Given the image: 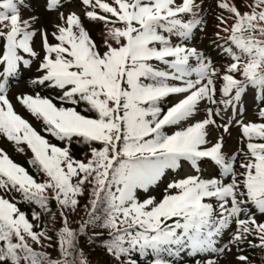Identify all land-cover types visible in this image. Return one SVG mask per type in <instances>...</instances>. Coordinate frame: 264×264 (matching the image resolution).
I'll return each instance as SVG.
<instances>
[{"label": "snow or ice", "instance_id": "obj_1", "mask_svg": "<svg viewBox=\"0 0 264 264\" xmlns=\"http://www.w3.org/2000/svg\"><path fill=\"white\" fill-rule=\"evenodd\" d=\"M82 3L91 9L86 12L90 20L112 25L103 39L104 50L76 13H62L63 24L52 33L56 43L49 41L46 31L41 32L45 55L40 68L44 74L35 81L60 89L62 95L57 99L61 105L72 106H57L39 94L17 99L43 122L44 132L57 140L69 145L73 140L99 142L102 147L92 148L87 162L75 160L68 147L51 143L15 111L5 84L0 83V134L26 145L33 153L31 164L47 178L38 182L0 149V187L16 189L42 208L51 191L62 209H75L79 204L76 197L84 194L85 183L91 184L89 220L82 222L80 232L87 224L100 221V227L110 230L112 239L106 250L118 264L133 253L147 258V264H172L171 258L185 249L193 256L224 253L225 248L216 246L217 238L233 222L237 228L230 242L257 235L259 246L264 247V223H258L249 212V207H255L264 214V122L238 121L248 141L247 152L240 150L245 157L239 163L241 172L236 168L240 153L227 156L222 136L208 146L209 126L228 132L230 122L217 124L216 117L239 102L249 86L258 89L259 99L264 101V0H252L245 12L228 0L218 5L232 14L233 23L223 30L230 32L228 41L239 50L225 49L233 62L222 75L197 49L171 41L172 36L187 39L201 23L196 0ZM48 6L59 8L61 0H49ZM183 14H191L193 19L185 22ZM220 22L228 23L224 17ZM36 34L32 22L22 18L18 0H0V41L6 42V52L0 56V65H6L4 76H11L21 62L31 63L21 50L38 56L33 48ZM193 59L195 65L190 62ZM218 76L224 81L226 99L216 98ZM172 95L181 98L164 110L161 103ZM201 102L223 108L208 107L203 120L183 126L199 111ZM81 104L83 111L95 115L83 114L78 110ZM259 115L264 119V109ZM169 127L178 130L168 134L165 129ZM205 159L218 166L219 175L229 177L230 182L188 175L168 183L160 200L148 195L168 170L179 169L187 161L200 173V162ZM141 191L145 193L142 200ZM101 203L107 205L103 219L96 215ZM62 218L59 247L64 259L51 261L26 239L40 243L45 233L34 231L17 205L0 196V264H88L75 251L78 233L68 226L63 212ZM238 259L246 262L248 258ZM127 264L137 261L129 259ZM207 264L216 261L210 259Z\"/></svg>", "mask_w": 264, "mask_h": 264}, {"label": "trees", "instance_id": "obj_2", "mask_svg": "<svg viewBox=\"0 0 264 264\" xmlns=\"http://www.w3.org/2000/svg\"><path fill=\"white\" fill-rule=\"evenodd\" d=\"M32 2V5L27 3V5L23 4L25 0H18L20 3V8H22L20 11H27L29 9H45V1L46 0H38V3H36L35 0H30ZM113 1V0H109ZM245 4L243 5L244 10L247 9L248 1L244 0ZM39 4V5H38ZM27 6V7H26ZM78 8L82 9V23L85 27V29L90 33L91 37L96 41V43L101 47L103 46V39L105 36V33H102L104 30H106L105 23L102 21H96V20H90L86 12L88 10H91L88 8V6L82 5L78 6ZM100 14H104L102 10L96 9ZM110 15V14H105ZM81 16V15H80ZM53 19V16L50 14V12H43L41 14V20L43 24L46 26H49V22L51 23ZM191 20V19H190ZM204 21V19H202ZM220 24V22L215 23L212 26H207L204 30V42L205 49L208 50L211 45H208L209 41L212 43V46L218 45V41H214V31L219 30L217 28V25ZM109 27H112L111 24H108ZM115 26L122 27L121 24H117ZM224 30H220V33H222ZM100 32V34H99ZM226 35H224L222 42V46L226 44ZM180 38H178L179 40ZM50 42L56 43L54 38L49 39ZM38 37H35L33 40V48L38 53L37 57H31L29 54H23L20 53L22 56H24L25 59H28L31 61L30 64H24L21 62L17 68L20 66H26V69L22 68L23 74H27L31 71L34 72L35 76L43 75V70L39 68V64L42 63L45 52L42 50L40 44L38 47ZM232 48L235 50L236 47L232 46ZM101 50V49H100ZM102 51V50H101ZM4 53V41H0V56ZM228 56L231 57L229 54ZM157 66H161L159 62H153ZM2 69V65H0V70ZM3 72V70H2ZM4 73V72H3ZM38 80V77L35 78ZM254 90L253 87H250ZM23 95H33L39 94L42 97H48L53 100L54 103L57 104V106H65L70 107L72 105L70 104H63L61 105V102L57 99L58 96L62 95V91L60 89H55L48 86V83L46 82L43 85H40V87H31L28 84L22 86ZM263 104V103H262ZM162 106V105H161ZM85 106L81 104L78 107V110L83 111ZM83 114L85 115H91L94 116V113H89L86 111H83ZM43 124V122H42ZM44 126V125H43ZM42 135H45L46 138L49 139L51 143L57 144L60 147L62 146V141H59L55 139L54 137L50 136L48 133L44 132L43 130H38ZM67 147L70 150L71 156L78 161H84L86 159L87 162L91 158V149L92 148H101L102 145L99 142H92L91 144L87 142H76L73 140V142L69 145L67 144ZM30 156V155H29ZM32 156L25 159H19L17 163L24 167L29 174L33 175L38 182H43L45 179H47L43 174L33 169V165L31 164ZM31 165V166H30ZM73 183H75V180H73ZM92 185L85 183L84 185V194L81 196H77L76 198L79 201L78 206L75 209H62L59 203L55 200L54 194L51 191H48L46 195H48L49 199L47 202L46 208H42L39 204H37L35 201H29L25 199L23 193L17 192L14 193L12 190H4L3 187H0V195L3 193L8 196L6 198L12 203H15L17 207L20 209L21 212H23L26 217L29 219L31 223L34 225V231L37 232H44L45 237H42L40 243H36L35 241L31 240L30 237H26L28 240V243L30 246L37 252L45 253L47 254V257L51 261H63L64 257L61 254V250L59 247V230L64 226V219L62 218V212L64 214V217L67 219L68 226L71 227L74 231L78 233L76 238V252L82 253L83 258H85L88 262V264H118L116 259L108 253L106 250L107 244L111 241L112 236L110 235V230L100 227V221H97L96 223H89L85 227L83 232H80V227L82 222L89 220V212L91 210L90 201L92 199ZM3 192V193H2ZM138 196L140 198V192L138 193ZM162 198V194L159 193V195L156 196L157 200H160ZM143 199V196L140 198ZM106 203H101L98 206L96 215H99L101 219H103L104 215L106 214ZM47 237H51V239H48ZM183 257L182 254H180L178 257L171 258L172 264H183V261H180ZM79 258V257H77ZM69 260L72 259V257L68 258ZM129 259H135L137 261V264H147V258L140 256L139 253H133L130 257L124 258L122 260V264H127V260ZM256 261L264 263V256H257ZM22 264H25V262L22 261Z\"/></svg>", "mask_w": 264, "mask_h": 264}, {"label": "rangeland", "instance_id": "obj_3", "mask_svg": "<svg viewBox=\"0 0 264 264\" xmlns=\"http://www.w3.org/2000/svg\"><path fill=\"white\" fill-rule=\"evenodd\" d=\"M250 4L252 3V0H247ZM107 2L112 3L113 1H109L107 0ZM180 0H177V3H179ZM197 4L199 5V8L196 9V14L197 16L203 15L206 21V27L209 26V24L211 23V25H213L214 23L220 22V17H224L227 19L228 23L227 24H222L223 28L229 27L232 23H233V19H232V14L229 13L226 9H223L221 7H219L218 5L220 4L221 0H196ZM229 3H234L241 12H245V11H249V8L244 10L242 7L245 4L244 0H232V2L230 0H228ZM246 5V4H245ZM72 9V7L70 6H60L56 11H53L52 13H50L53 18H54V23L53 24V32L56 30V26L57 23L59 24H63V20L61 19V14L63 13L65 16L67 15V12ZM76 11V14L82 19V9L78 8V9H74ZM21 12V11H20ZM24 12H22L23 14ZM81 15V16H80ZM84 15V14H83ZM182 19L187 22L190 19H193V16L191 14H183L182 15ZM29 21L32 22V25L35 21V17H30L29 15ZM106 26V30H104L102 33L106 34L107 28L109 27L108 25L104 24ZM112 26V25H111ZM33 29L36 30V28H38L35 24L32 26ZM120 27V26H117ZM192 33H195L196 36H193L192 39H195V49H197L198 52L203 53V56L206 57L207 59H209L212 62V65L220 70L221 75L223 74L224 69L227 68L228 65H230L233 62L232 57L228 56L229 53H227V55H225L223 53V50L220 48H215L213 47L210 42L208 43V45H211L210 48L208 50H204V52H202L203 46L205 45L206 42H204L203 36H204V31H200V29H193ZM191 33V34H192ZM215 39H218V42H221L224 38L225 34H230V32H225L223 31L222 33H220V30H216L213 32ZM217 33H219V36L217 35ZM100 34V32H99ZM178 36H172L171 37V41L174 45H178ZM187 42L188 43H192V40H189L187 38ZM229 45H232L231 43ZM184 47L187 48H192L186 44L183 45ZM38 47H39V43H38ZM205 48V47H204ZM228 48L225 47L224 49ZM100 49L103 51L104 48L103 46L100 47ZM234 52L239 53L238 49H233ZM193 65H195V60H191L190 61ZM33 77L32 72H29V74H25L24 75V80L21 82V84H24L26 82L27 78ZM237 78H242V77H237ZM217 79H220L221 82V78L218 76ZM224 84V81H223ZM219 89V86H218ZM217 89V90H218ZM220 89L222 90V87H220ZM249 87L247 88L245 94L242 95L240 101L238 102V111H240V114L243 116L244 122L245 124L249 123V121H251L250 123L253 122H257V113L256 112L254 114V116H252V111L254 108L257 107V103L259 101V95L257 93H255L254 91L252 92H248ZM22 91L19 89H15L12 93H11V98L15 101L16 103V107L17 109H20L22 112H24L26 115H28L32 121H34L35 125L42 129L44 131V126L42 125V121L38 120L36 117H34L22 104L19 103L18 101V97L22 96ZM257 110V108H256ZM255 110V111H256ZM239 137H242V133L238 134ZM229 137L233 138V142H226V140L224 141V146H223V152L228 156L230 155L233 151H237L238 150V143H240L243 138H238L237 139V131L236 128L234 127L233 123L232 126L230 128L229 131ZM216 140V139H215ZM9 141V140H8ZM238 142V143H237ZM244 142V141H242ZM66 143V142H64ZM247 142H245V146H244V151L247 152V147H246ZM9 145L10 147H12L13 149H15V155L21 156V157H27L29 158V152L30 149L27 146H23V145H17L15 143H13L12 141H9ZM17 158V157H16ZM84 161H86V159H84ZM201 163H203V161H201ZM200 173L197 172H193V175H196ZM171 176V175H169ZM6 192V189H4ZM14 193H17L18 191L16 189L12 190ZM155 193L158 192V189H156L154 191ZM3 193V192H2ZM145 193L140 192V198L142 196H144ZM3 198H8V196H6L5 193H3L2 195ZM229 233H231V230L229 231ZM223 236V235H222ZM252 238H259L257 235H250V239ZM222 243L219 244V242L217 241V247L218 248H225V252L224 253H208L206 257H204L200 262L198 263H191V264H200L201 262L207 264V261L210 259H214L216 261V264H243V263H239L236 260V252H237V247H235L234 250L231 249V247L225 246L224 240H220ZM245 264V263H244Z\"/></svg>", "mask_w": 264, "mask_h": 264}]
</instances>
